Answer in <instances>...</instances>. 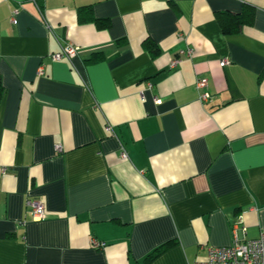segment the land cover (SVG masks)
<instances>
[{"label": "crops", "instance_id": "0c3cea01", "mask_svg": "<svg viewBox=\"0 0 264 264\" xmlns=\"http://www.w3.org/2000/svg\"><path fill=\"white\" fill-rule=\"evenodd\" d=\"M0 79V264H194L264 231V0H0Z\"/></svg>", "mask_w": 264, "mask_h": 264}, {"label": "built area", "instance_id": "2783aa9c", "mask_svg": "<svg viewBox=\"0 0 264 264\" xmlns=\"http://www.w3.org/2000/svg\"><path fill=\"white\" fill-rule=\"evenodd\" d=\"M79 47L71 43H66L60 47L57 52L51 53L54 60H60L62 58L71 59L77 55ZM191 50H188L186 55L189 56ZM176 60L171 62L174 65ZM229 63L227 58H223L220 61V65L224 66ZM196 88L199 90V100L206 102L210 99V93L207 89V78L198 77L196 81ZM158 98H155V102H159ZM107 129L111 128L107 126ZM56 149H60L58 146ZM125 155V153H122ZM29 208L34 219H42L45 217L44 204L39 199H31L29 201ZM241 232H244V228H241ZM96 243V242H95ZM98 245V243H96ZM101 244V243H99ZM194 264H264V231L255 239L239 240V237L235 235L233 243L227 246L208 247L207 253L204 259L198 260Z\"/></svg>", "mask_w": 264, "mask_h": 264}, {"label": "trees", "instance_id": "16d2710c", "mask_svg": "<svg viewBox=\"0 0 264 264\" xmlns=\"http://www.w3.org/2000/svg\"><path fill=\"white\" fill-rule=\"evenodd\" d=\"M254 8L250 5H244L239 12H228L219 11L215 14L217 21L224 33L237 32L241 26L250 25L253 21ZM156 49H151V53H155ZM2 83L0 79V97L2 94ZM170 242L159 246L157 249L149 253L148 259L154 257L159 252H161Z\"/></svg>", "mask_w": 264, "mask_h": 264}]
</instances>
